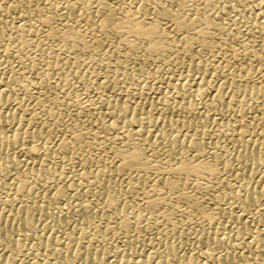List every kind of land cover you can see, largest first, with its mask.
I'll list each match as a JSON object with an SVG mask.
<instances>
[{
    "label": "bare ground",
    "instance_id": "bare-ground-1",
    "mask_svg": "<svg viewBox=\"0 0 264 264\" xmlns=\"http://www.w3.org/2000/svg\"><path fill=\"white\" fill-rule=\"evenodd\" d=\"M32 48L36 49L29 52ZM0 49V103L9 98L15 101L12 110H0V149L14 147L22 154L21 159L10 156L0 160V176L10 175L5 181L12 191L0 203V240L5 242L6 264H16L13 252L28 251L18 241L35 233V217L47 216L53 218V229L71 219L80 226L77 223L61 242L34 234L32 248L36 252L26 264H171L173 260L184 264H264V208H254L252 213L258 197L245 182L257 177L258 169L264 179V137L243 134L244 129L252 130L264 119V4L260 0H3ZM93 67L104 72L95 84L102 90L108 88L110 77L152 67L149 75L161 78H155L151 88L165 92H159L162 97L150 105L170 117L149 118L137 112V105L97 96L95 104L79 106L74 100L65 135L46 152L38 153L36 162L30 160L36 158V152L23 147L25 138L17 130L4 138L8 122L19 115L32 121L42 113L54 127L47 98L53 94L55 100L70 101L66 95L62 97L64 87L72 80L82 84L90 75L84 69ZM53 75L60 78L52 80ZM33 95L39 112L19 104L21 96L31 99ZM229 112L237 117L234 123L217 119ZM247 114L250 122L243 119ZM173 125L194 127V131L191 137L181 139L168 133ZM230 130L226 144L218 149L214 139L209 140L208 136L221 138ZM197 132L203 138L193 137ZM83 149L87 152L78 156L81 166L94 159L99 163L94 171L81 168L74 173L78 183L85 182L87 187L73 189L68 182L67 193L52 185L57 179L52 183L38 178L55 176L59 171L54 163L59 157L64 162L70 159L68 154ZM222 155L230 158L222 160ZM20 167L32 174L30 182L18 171ZM34 185L43 193V201H16L29 196ZM259 194L264 195V186ZM225 199L244 209L238 214L225 212L227 222L239 223L233 229L218 221ZM61 200L65 205L54 206ZM127 202H134L138 219L147 216L162 221L164 232L177 233L176 220H186L189 227L197 229L198 243H205L208 250L203 246L206 250L200 255L176 257L169 242L157 239L159 247L131 258L130 263L106 261L105 253L92 245L103 229L93 222V234L88 236L82 226L105 211L112 217L103 232L114 233L116 228L126 232L132 215ZM3 210L9 214L4 215ZM249 215L258 227H251Z\"/></svg>",
    "mask_w": 264,
    "mask_h": 264
},
{
    "label": "rangeland",
    "instance_id": "rangeland-1",
    "mask_svg": "<svg viewBox=\"0 0 264 264\" xmlns=\"http://www.w3.org/2000/svg\"><path fill=\"white\" fill-rule=\"evenodd\" d=\"M251 17L253 18V14L249 15L248 18L250 19ZM225 20L226 19L224 18L223 21H225ZM35 49L36 48H32V49L29 50V52H32ZM44 50H45V52H47V48H44ZM151 69L153 70L152 67H149V69H147V70L146 69L145 70L141 69L142 70V71L140 70L141 72L139 70H137L138 72L133 70L131 72L129 71L128 73H126V74H124L122 76H118V77H115V78L114 77H110V78H108V88H105L103 90L96 88L95 84H96V81L100 78V76H102V74H104V72L102 70H100V69H97L96 67H93V68H90V69H84L86 72L88 70L90 72V75L88 77L87 76L84 77L82 84L81 83H77V82L72 80V84L71 85H67L62 90V92H63L62 97H64L65 95L67 97H69L70 98V101H68L69 103L67 101H65V100L63 101L62 100L63 98L62 99L59 98L58 99L59 102H58V100L54 99V95L53 94H51L48 97L49 99L47 98V101H46L45 104H47L48 107H50L52 112H53V119H54L55 124H56V125H54V127L51 128L49 122L47 120H45V118H44L45 116L42 115V113H41V115L39 116V118L37 120H32V121H30L29 117H27V116L26 117L25 116H21V118H20V115H19V117H16L15 119H13V120L8 122L9 126L7 125V127H6L4 138L5 139L8 138L9 136L12 135V133H14L13 131L17 130L18 131L17 133L20 135V137L25 138L24 142H23V147H27V148L32 147L34 149V151L36 152V158L34 157L35 156L34 155L33 157L30 158V160L32 162L38 161V157L37 156L39 154H43V152H46V150L48 148H50V144L52 142L57 141L59 138H61V137H63V135H65V129L68 128V125L70 124L69 122H71V114H72V110H73V106H71V105L75 104V102H74L75 99H76L75 101H77V105L81 106V104H83V103L84 104H88V103H94L95 104L100 96L101 97H106L107 96V97H109L111 99H117V101H119V102L126 101L131 106L132 105H137V108H136L137 112L142 114V115H145V116L147 115V117H149V118L156 119V118H159V117H170V114H168V112H163L160 109V107L158 108V106L155 107V105H150L151 102H154L153 101L154 99L156 100V97L158 98L160 93L164 94V92H165L162 89L161 90H154V89L151 88L152 83L156 79H160L161 78V76H152V74L149 75V72L151 71ZM52 77H53L52 80H56V78H60L57 75H53ZM109 86L110 87L114 86V87L112 89ZM59 90L61 91V89H59ZM113 90L115 91V93H110V92H114ZM59 95H60V92H59ZM162 95H160L159 97H162ZM97 96H98V98H97ZM248 98H249V96H248ZM29 99L30 98L27 99V97L23 98L21 96L20 99H19V101H20L19 104L21 106L26 107L30 111L39 112V110L34 105V102H35L34 95H33V97H31L30 100ZM11 100L12 99L9 98V101L4 102V104H3V102L0 103V110L1 111H3V110L4 111H9L10 108H14L13 105H15V101H13V100L11 101ZM26 100H27V102H26ZM78 100H79V102H78ZM49 102H51V103H49ZM5 103H9V104H5ZM66 103H68V104H66ZM7 106H9V107H7ZM58 106H59V108H58ZM64 107H66V108H64ZM63 109H64V111H63ZM10 110H12V109H10ZM233 116H235V115H233L231 112H229V113L224 114L222 116H217V119L220 122H225V123L232 124V123L235 122V119H237L236 116L235 117H233ZM218 117H220V118H218ZM243 119L246 122H250L251 115L247 114V116H244ZM247 119H249V120H247ZM262 122H263V124H262ZM262 122L260 123L261 125L258 124V125L255 126L256 129L255 128L252 129V130L251 129H247V130L244 129L243 134L246 137H249L250 135H253L254 133H260L264 137V119H263ZM47 127L51 128V129H49V131H48L47 129H45ZM15 128H17V129H15ZM171 128L167 129L168 133L171 134V135H178L180 138L182 137L181 139H187V138L191 137V135H192V133L194 131V127H189L188 128L186 126H180V125H173ZM259 129H261V130H259ZM248 130H249V132H247ZM250 130H251V132H250ZM32 133H34L33 136L31 135ZM228 133L230 135L232 133V131L231 130H230V132L227 131L225 135H221V138H219V137L217 138L216 136L215 137L214 136H208V137H209V140H211L212 142H213V139H214L215 143L217 144L215 147L218 149L221 145L226 144ZM29 135H31V136L29 137ZM193 137L201 138L202 135L200 133L198 134V132H197ZM17 152H19L18 149L14 148V147L13 148L7 147V148L0 149V160L4 159L5 157H9L10 158V156L14 157L16 159H21L22 158V154L21 153H17ZM86 152H87V150L83 149V150H80L79 152L75 151V154H71V155L68 154V158L70 157V159L69 160L68 159L65 160L67 163L65 161L63 162V160H61L60 157H59V160H57L54 163V165L56 166V168L58 169L59 172H57L55 174V176H46V177L42 176L43 179H42L41 176H38V178H41L40 180H44V179L45 180H49L52 183L54 182L55 179H57V180H55L54 184H52V185H54V186L57 185V186L65 188V191L67 193L69 192L68 189H67L68 187L66 186V184L68 182L72 185V188L75 186L73 189H79V187L80 188L87 187L85 182L78 183V181L74 177V173H76V171L80 170L81 168L85 169L86 171H94L96 169L94 167H97L99 165V163H97V161L94 159L95 162L93 160H90V161L85 162L81 166L79 164V162H78L79 161V157L78 156H79V154H83V153H86ZM6 153H7V155H6ZM75 158H77V159H75ZM224 158H225V160H228L230 158V155H224V156L222 155V160H224ZM77 162H78V164H77ZM47 165L51 166L52 164H50V165L46 164L45 166L48 167ZM60 167H61V169H60ZM71 170L73 172H71ZM18 171L22 172V174H25V176H27L26 180L28 182H30V178L32 177V174L28 172L27 168L20 167V169ZM261 171H262V169H258L256 171L257 177H254L253 179H251L249 181H247V180L245 181L246 184L250 188H252V190H254V192L257 193V197H258V200L255 203V206L252 207V213L255 212L254 208H256V209H263L264 208V206H262V204L264 203V195H260L259 194L261 186H264V179L262 177H259V174H261ZM12 172H14V171H12ZM9 178H10V175H9V177L8 176H6V177L5 176L4 177L0 176V185H1L0 186V203H1V201L6 199L7 197L11 196L12 191H10L11 189L6 185V181H5V180L8 181ZM60 182L63 183V184H61ZM27 196L28 195H23L19 199L17 197L16 201L17 202L24 201V202H28V204L30 202H31V204H39L41 202V200L43 201V193L41 192L39 187H37L36 185L31 187L29 196L28 197ZM39 196H40L41 199L39 198ZM39 199H40V201H39ZM66 203L68 204V202H66ZM61 204L65 205V202L61 200V202L59 201L54 206H56V205L57 206H61ZM133 204H134V202H127L126 203L127 209L129 208V210H130V211L128 210V212H132V215H130L131 219L129 220V229L126 232H123L122 230L116 228L115 230H117V232L115 231L114 233H111V232L105 231V233H104L103 231L105 230V225L107 224L106 222L109 219V217H112L111 212L109 213V212H105V211L102 212L100 217L97 216V218H95L89 224L87 223V224L82 226V228L88 234V236L90 234H93V232L91 230L93 222H94L93 224H98L99 225L100 230L103 229V231H100V233L97 234L96 242L95 243L93 242L92 245L96 246L98 250H101L103 253H105L104 257L106 256L105 257L106 261H111V260H114V259L115 260L116 259L117 260L118 259H122L123 262L130 263V262H132L131 258L135 259L137 256L144 255V253L146 254L149 251L153 250L154 248L159 247L158 241H156L157 239L166 241L167 243L169 242V244H171L173 246L174 250H176L175 251L176 257L187 256L190 253H195L196 255L197 254L200 255L206 249L208 250V247L206 246L205 243L204 244L198 243V239L196 238L197 237L196 235L198 234L197 233V229L194 228L193 226L189 227L186 224V220H184V219L176 220L177 222H175V226H176V232L177 233L164 232L162 230V227H161V226H163L162 221H160L158 219H155L154 217H152V218L148 217L147 218V216H144V215H143L144 217L138 219V217H136L137 216L136 215L137 214L136 213L137 210H135L136 207H135V204L134 205ZM212 205L213 204L208 206L209 210H212L211 209V207H213ZM51 206H53V204H51ZM0 207L2 208L1 205H0ZM221 207H222V211L219 213V215H221V216L218 215V217H219L218 221L220 223L223 222V224L225 223L226 225H228L229 229H231V228L233 229L234 227L239 225V223H234V222L233 223H229V222H227V218L225 219V217H227V215H229L230 212H231V214H238L241 210H244V209L241 208V207H238L236 205H232L228 199H225L223 202H221ZM238 208H239V210H237ZM54 210L55 209H53L52 212H54ZM227 211H229V212H227ZM225 212L227 213V215H226ZM3 213H4V215L9 214V212H7L6 210H3ZM105 215H107V216H105ZM135 217H136V219H135ZM98 218H99V220H98ZM101 220H102V222H101ZM131 220H133V222H131ZM134 220L136 221V223L138 222V224H135ZM35 221H36V223H35ZM35 221H34V230H33V232H35V233H33V235L36 234L37 236L39 235V236H42L43 238L49 237L50 239H52V240L56 239V241H59V242L64 241V239L61 240V238H65V234L68 231H70L73 227H76L77 223H79L76 219H71L68 222L67 221L63 222V224L58 226V227L54 226L55 229L59 228L58 230L56 229V231H55V229H53V227L51 228V226L53 225L52 216L51 217L47 216V217H44V218L43 217L42 218L35 217ZM247 221H248L249 224H251V227H253V228L258 227V223H256V221H252L250 215L248 216V220ZM155 222H157V223H155ZM142 224H144V225H142ZM78 226H80V223H79V225H77V227ZM90 226H91V229H90ZM133 226H135V227H133ZM47 227L49 228V230L47 229ZM42 228H44L45 230L42 229ZM87 228L89 230H91V231H89ZM187 228H189V229H187ZM118 230H120V232ZM40 231H41V233H40ZM159 231H161V233H159ZM46 232H47V234H46ZM101 232H103V233H101ZM122 232H123V234H122ZM185 232H186V234H185ZM188 232H189L190 235L191 234L192 235L191 236L187 235ZM48 234H50L51 236H56V237H51ZM101 234H103L104 236L101 235ZM33 235L30 238H24V239H21V240L18 241L19 242L18 245H20L24 249L26 248L25 251H27V250L28 251L26 253H24V254H15L14 252L11 254V256L13 257L14 262L16 264H21V263L22 264H26L27 262L31 261V259L33 258V255L31 253L32 252L33 253L36 252V250L34 248H32L33 244H34ZM133 235H135V237ZM149 237H151V238H149ZM109 238H111V239H109ZM129 238H131V239H129ZM139 238H141V239H139ZM119 239H122L123 241L122 240L117 241ZM145 239H146V241H145ZM125 240H128V241H125ZM154 240H155V242H154ZM85 242L87 243V239L85 240ZM22 243H23V246H22ZM3 244H4V246H3ZM27 244L29 246H27ZM117 245H118V248H117ZM109 246H111V248ZM4 247H5V242H4V240L1 239L0 240V264H6V262H5L6 260L5 259L7 258L6 256L8 254H7V252H5ZM29 249L30 250L32 249V250L29 251ZM125 249H126V251H125ZM195 249H196V251H195ZM191 250H192V252H191ZM41 253H43V251ZM27 254H29V255L27 256ZM127 257H129V258H127ZM105 260H104V262H106ZM198 260H200V257H198ZM152 262L153 261H151L150 264H153ZM80 263H81L80 261H78V262L76 261L74 264H80ZM171 264H184V261L173 260V262Z\"/></svg>",
    "mask_w": 264,
    "mask_h": 264
},
{
    "label": "snow or ice",
    "instance_id": "snow-or-ice-1",
    "mask_svg": "<svg viewBox=\"0 0 264 264\" xmlns=\"http://www.w3.org/2000/svg\"><path fill=\"white\" fill-rule=\"evenodd\" d=\"M131 2H132V0H129V3H131ZM139 2H142V0H139ZM221 2H222V0H221ZM236 2L238 3L239 0H236ZM245 2H247V0H245ZM0 3H3V0H0ZM260 3L264 4V0H260ZM219 6L220 5H217V7H219ZM133 7H135V5H133ZM228 7L231 8L232 5L230 4V5H228ZM133 19H135V17H133ZM237 19H239V17H237ZM0 51H2V49H0Z\"/></svg>",
    "mask_w": 264,
    "mask_h": 264
}]
</instances>
